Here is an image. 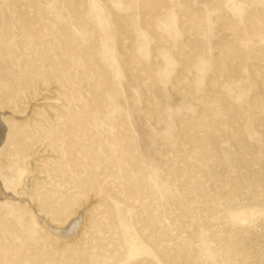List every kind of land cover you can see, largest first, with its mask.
Listing matches in <instances>:
<instances>
[{"label": "rangeland", "instance_id": "374dc122", "mask_svg": "<svg viewBox=\"0 0 264 264\" xmlns=\"http://www.w3.org/2000/svg\"><path fill=\"white\" fill-rule=\"evenodd\" d=\"M0 112V264H264V0H0Z\"/></svg>", "mask_w": 264, "mask_h": 264}, {"label": "bare ground", "instance_id": "6f19581e", "mask_svg": "<svg viewBox=\"0 0 264 264\" xmlns=\"http://www.w3.org/2000/svg\"><path fill=\"white\" fill-rule=\"evenodd\" d=\"M4 114L0 112V145L5 141L6 139V130H7V120L2 119L1 115ZM2 146V145H1ZM0 146V147H1ZM30 164V168L32 169ZM30 169V170H31ZM30 183H31V171L27 173V175L23 178L17 192H18V199L20 200H27L28 199V193L30 189ZM15 193L8 187L5 186L4 182L0 178V202L6 199H16ZM30 205L34 207V205L29 201ZM36 217L38 222L43 226V228L48 231L50 234H55L58 236L61 240L64 239V237H69L77 228L79 230L81 223L83 222L84 215L81 213L80 216H78V219L71 224V226L76 227L74 230L73 227H61L58 225H54L43 215H38L36 211ZM77 231V230H76Z\"/></svg>", "mask_w": 264, "mask_h": 264}]
</instances>
